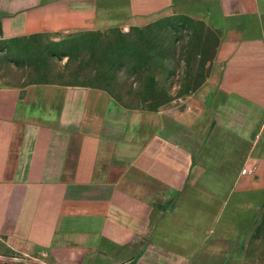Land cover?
Wrapping results in <instances>:
<instances>
[{
  "label": "crops",
  "instance_id": "crops-1",
  "mask_svg": "<svg viewBox=\"0 0 264 264\" xmlns=\"http://www.w3.org/2000/svg\"><path fill=\"white\" fill-rule=\"evenodd\" d=\"M169 11L218 35L209 74L180 108H129L85 85L0 83V257L192 264L254 225L264 0H0V39Z\"/></svg>",
  "mask_w": 264,
  "mask_h": 264
},
{
  "label": "rangeland",
  "instance_id": "rangeland-1",
  "mask_svg": "<svg viewBox=\"0 0 264 264\" xmlns=\"http://www.w3.org/2000/svg\"><path fill=\"white\" fill-rule=\"evenodd\" d=\"M217 32L181 11L91 29L0 39V83L85 85L134 109L182 107L209 74ZM0 264H29L0 257ZM192 264H264V205L237 239Z\"/></svg>",
  "mask_w": 264,
  "mask_h": 264
},
{
  "label": "built area",
  "instance_id": "built-area-1",
  "mask_svg": "<svg viewBox=\"0 0 264 264\" xmlns=\"http://www.w3.org/2000/svg\"><path fill=\"white\" fill-rule=\"evenodd\" d=\"M247 170V167H245V168H243L242 170H241V172H245Z\"/></svg>",
  "mask_w": 264,
  "mask_h": 264
}]
</instances>
